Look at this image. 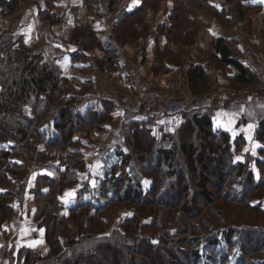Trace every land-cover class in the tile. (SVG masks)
Returning <instances> with one entry per match:
<instances>
[{
    "label": "trees",
    "instance_id": "obj_1",
    "mask_svg": "<svg viewBox=\"0 0 264 264\" xmlns=\"http://www.w3.org/2000/svg\"><path fill=\"white\" fill-rule=\"evenodd\" d=\"M25 1L0 0V8L10 14ZM96 1L98 2V0H85L90 8L95 6ZM148 1L151 0H141L140 5L133 12L128 13L126 16L128 22L136 18L140 19L145 14ZM209 1L174 0L173 9L167 15L172 27L164 28L159 24L161 26L157 27L158 37H168L176 30L186 36L192 32L195 36L198 33L197 27L195 28V17L205 5L209 4ZM226 1L232 2V0ZM243 1L236 0L237 12L242 19L248 17L250 13H247L248 9L264 7V0H259L257 4L249 3L246 8L243 7ZM119 2L120 0H110L109 10L117 9ZM188 24L193 25L192 31H187ZM137 28L141 30L139 24ZM15 36L12 30L0 24V139L12 137L17 142L16 150L33 151L36 145L32 137H39L44 126L53 124L60 134L54 137L48 146L60 147L71 143L76 134L91 128L95 121L101 119L103 123L108 122L106 115L97 117V113L84 117L79 111V106L85 99L72 95L63 98L67 83L61 78L57 68L45 62L41 55H32L31 48L26 45L22 37L15 39ZM145 48V45L142 46V51ZM214 49L223 70L225 67L235 70V76L232 78L222 74L229 82L231 80L237 85H248L256 81L244 62L231 55L223 37L216 38ZM207 76L203 65L191 66L186 72L191 91L193 92L195 86L206 81ZM219 84L223 85V83ZM211 113L210 108L202 116L187 112L183 119V127L179 126L175 133H166L164 127L163 131L156 134L157 136L153 135L155 133L148 126L135 130L131 126L127 136L130 152L112 170L113 178L103 182L104 192L111 195L103 206L99 205L95 208L91 204L78 205L71 210L68 217L58 218L54 213L57 202L53 196L38 193L37 215L41 219V224L47 229L50 252L44 256H36L30 252L27 254L26 262L29 264H264V204L255 206L250 202L259 195L258 184L264 187V183L256 180L254 183L256 186L242 200L231 197L228 186L232 179H247L253 184L254 171L247 172L246 164L230 160L227 145L230 146V141L235 142V140L227 131L221 132L220 135L221 142L226 148L221 150L215 145L212 138L214 132ZM164 116L165 122L171 121L167 113ZM186 131L185 136L181 138L185 141L181 146L177 142L172 149L163 147L164 140L176 139L179 133L183 135ZM196 131L207 138L205 147L203 145L202 148H197L191 142ZM257 140L264 141V118L259 121ZM241 141L247 143L244 139ZM153 150H156L158 156L155 170L153 169L155 163L148 159L150 155L153 156ZM9 156V152L0 154V172ZM180 159L184 161L189 174L197 177L198 182L194 184L195 187L183 186L180 182L177 188L179 197L176 199L175 207L174 203L162 202L163 199L155 201L153 197L152 199L146 197L144 207H153L154 210L145 214L146 209L136 206L134 208L136 215L132 221L124 220L120 222L121 224L116 221L117 225L109 228L107 215L113 214L118 209L129 208V205H138L142 199L140 182H136L141 179L137 175L140 168L157 181L164 176L162 170L158 171L163 164L169 167L167 175L173 177L177 175L178 171L175 167L182 164ZM262 163L264 171V162ZM121 170L122 176H116ZM191 190L196 194L194 202L201 206L200 209L193 206V210L190 211L187 206ZM3 197L4 195L0 196V226L12 211ZM219 202L225 203L221 207ZM214 205L221 207L220 217L216 216V211L208 210ZM94 208L95 212L92 213ZM167 209H174L173 218L166 213ZM141 217L151 219V224L147 227L141 225ZM196 221L200 223L192 224ZM174 226L183 230L182 240L172 236ZM148 231H151L150 237L145 235ZM176 233L177 236L180 235ZM184 247L185 249H181ZM215 255L224 256L215 258ZM183 256L185 260L181 259ZM206 259H210L211 262L207 260L205 263ZM219 259L221 260L218 261Z\"/></svg>",
    "mask_w": 264,
    "mask_h": 264
},
{
    "label": "crops",
    "instance_id": "obj_2",
    "mask_svg": "<svg viewBox=\"0 0 264 264\" xmlns=\"http://www.w3.org/2000/svg\"><path fill=\"white\" fill-rule=\"evenodd\" d=\"M213 1H209V8L216 6ZM109 2L98 0L90 8L85 0H26L10 14L0 8V24L22 37L32 55H41L57 68L67 83L63 96L85 99L79 106L84 117L96 113L97 117H108V122L95 121L65 146H48L60 134L53 124L42 128L44 133L36 137L33 151L16 150L12 137L0 139V154L10 153L5 167H1L0 196L4 195L12 210L0 226V264H29L28 253L44 256L50 252L47 229L37 215L38 193L53 196L56 216L68 217L76 206L87 205L86 196L110 195L102 185L113 178L112 170L130 152L127 136L131 126L133 130L148 126L158 134V126L166 121L165 112L149 113L140 105L122 102V95L130 89L131 68L140 67L145 76L168 85L178 100L188 93L186 72L191 66L200 64L207 74L211 72L212 55L218 56L214 43L219 36L231 55L243 61L251 73L260 68L257 55L264 51V7L254 8L245 19L237 17L235 27L221 10L227 2L212 11L204 7L199 12L196 40L181 53L178 48L175 56L179 62L171 63L166 53L167 38L161 36L157 43V29L147 40L144 36L131 38L129 31L122 29L129 24L126 16L141 0H120L114 11L109 10ZM225 70L230 72L225 77L235 76L233 68ZM220 78L229 82L222 75ZM116 176H122V170ZM93 199L89 204L97 208L98 200Z\"/></svg>",
    "mask_w": 264,
    "mask_h": 264
},
{
    "label": "rangeland",
    "instance_id": "obj_3",
    "mask_svg": "<svg viewBox=\"0 0 264 264\" xmlns=\"http://www.w3.org/2000/svg\"><path fill=\"white\" fill-rule=\"evenodd\" d=\"M224 2H227V1L214 0L213 3H215L216 6L209 8V4H208V5H205L204 7H206L207 11H212L213 10L212 8H215V7L221 8ZM258 2L259 0H244L243 7L246 8V6L249 3L257 4ZM173 4H174V0L148 1L146 4L147 9H146L145 14L140 19L136 18L135 20L130 21L129 24L127 26L125 25L122 29L128 30L131 38H135V39H137L138 37L142 38L145 35L144 38L145 40H147V38L152 32L155 33V29H157L159 24H162L164 28L172 27L171 22L169 21V19H167V15L173 9V6H174ZM226 6L225 8H221V10H223L222 12L224 15L228 14L230 16L231 25L235 27L238 24L237 17H240L237 12V8H238L237 2L236 0H232V2H227ZM254 11L255 9L253 11L248 9L247 13L254 12ZM196 17H195L196 19L195 28L197 27V24H198L199 15H196ZM138 24L140 25L141 30H138L137 28ZM160 26L161 25H159V27ZM188 28L189 29L187 31H192L193 25L188 24ZM156 31H157V34L155 35V38L157 39L156 40L157 43H160L161 39L160 37H158L159 32L158 30ZM196 35L194 36L192 35V32H190V35L186 36L181 31H177V30L174 31L172 35H168V37H166L167 38L166 53L169 55L168 60L171 61V63H174V62L178 63L179 58H176L175 55H177V53L179 52L181 53L184 48H189L190 46H192L194 41L196 40ZM15 37H16L15 39H17L18 36H15ZM188 38H191V39H188ZM146 43L147 42H145V46H146ZM234 44L235 42L232 41L231 45L234 46ZM178 48H179V52H178ZM164 55L165 54H163V56ZM143 56L145 57V53H143ZM137 68L140 69V67H137ZM251 71L253 73V74L251 73V75L256 78V81L254 83H250L248 85H244V84L237 85L235 81H231V80L230 82L224 83L223 81H221L219 76L222 74L224 76L225 75L229 76L230 72H228V70H225V69L223 70V67L220 66L219 64L218 56L212 55V67H211V72L208 73L207 80L195 86L194 87L195 90L193 89L194 90L193 92L191 91L192 89H190V87L188 86L189 87L188 93L185 95V98L182 99L183 101L188 102V104L191 106V111H188V112L192 113L194 112L193 109L197 110V108L194 106V102H191V99L195 96H199L200 94L208 91L212 87V85L223 83L222 86L229 87V89L232 90L233 92H236L238 90L236 94L234 95L230 94L223 102L214 101L211 103L210 102L205 103L203 109H205V112L207 111L208 108L212 110L211 114H212V119H213V132H214V135L212 138H213L215 145L221 150L222 148H226V146L221 142L222 139L220 135H222L221 132L227 131V133L231 136V138L235 140V142H232V140L230 141L231 142L230 146L227 145V148L229 150L230 157H231L230 160L232 159L233 162L238 161L242 164H246L247 172L249 170L254 171L253 176L255 179H253L252 181L253 184L247 179L244 180L242 178L241 179L238 178L237 180L232 179L231 184L228 186V189H229L228 193L231 194V197H233L234 199H241V200L244 198L245 195L248 194V192L253 187L256 186L254 184L256 183V180H259V183H264V171L262 168V164H263L262 161L264 162V141L259 142L257 140V131L259 129V121L264 118V89L259 88L260 86L264 84L263 82L264 69L260 67L258 69H254ZM185 72H186V69H185ZM216 75H217V78H215ZM143 76L145 78H152V77L145 76L144 73H143ZM152 79H154L158 83L159 87L163 89L162 90L163 93H168V94L170 93L175 99H178L177 96H175L173 89H172L173 91L172 92L169 89L170 87L168 85H166L165 83L164 84L161 83V81H159L157 78L156 79L152 78ZM245 88L249 89L248 93L243 91V89ZM69 96L70 95H65L62 97L68 98ZM197 114L199 115V112H197ZM182 123L183 121L181 123H173L175 125L173 127L172 133H175V131L177 130V128H179V126L182 125L183 127ZM164 124H165V120L163 121V123H161L158 126L157 128L158 134L160 133V131L164 130ZM191 127L193 128V126ZM41 132L44 133L42 129H41ZM186 133L187 131L183 133V135L179 133L176 138L177 140L175 138L164 140L163 147L165 149H172L177 142H178V145L181 146L185 142L184 139H183L184 141L183 142L181 138L184 137ZM153 135L157 136L156 133ZM32 139L36 143L35 136H33ZM242 139L246 140L247 143H243L241 141ZM191 140H192L191 142L197 148H202L203 145L205 147V145L207 144V138H204L203 135L197 131L194 133ZM219 152L221 151H218V153ZM149 157H150L148 158L149 161L151 162L153 161V163H155V168L153 166V169L154 170L157 169V165H158L157 157L158 156L156 154V150H153V156L150 155ZM180 161L182 164L175 167V169L177 168L176 171H178V173L174 177L173 175L172 176H170L169 174L167 175L169 171V167H167L165 164L161 165L160 166L161 169L158 168V171L162 170L164 176L158 179L157 181L150 175L148 176L147 173H144L143 170L140 168V170H138L139 174L137 175L141 177V179H139L138 181L136 180L135 181L140 182V185H141L140 188L142 189V193H143L142 199L139 201L138 205L137 204L129 205V208H123L121 210L118 209L114 212V214L107 215L106 219L108 221L109 226L110 227L114 226L116 224V221L118 223L120 222L122 223V221L124 220L132 221L133 220L132 218L136 215L135 210H134L136 206L142 209H146L145 214H148L150 211L154 210L153 207H146V208L144 207V199L146 197H150L151 199L153 197L155 198L154 199L155 201L163 199L162 202L174 203V207H175V205L177 204L176 199L179 197L177 188L179 187L180 182L183 186L188 185L189 187L190 185H193L192 187H195L194 184L198 182V179L195 175L192 176L191 174H189L188 172L189 170L184 165L185 164L184 161L182 159H180ZM231 165H234V164L231 163ZM258 185L260 187L259 195L254 197L253 200L250 201L251 204L255 206H258L261 203L264 204V187L263 185L261 186V184H258ZM189 195H190V198L188 200L189 204H187V206H189V210L192 211L194 207H197L198 209H200L201 206L197 205L196 201L194 202V197L196 194H194L193 190H191ZM223 195L225 196V194ZM86 197H87L85 198L86 204H89L90 203L89 201L91 200L92 202H94V199L91 198L90 195ZM110 197L111 195H107L105 197L99 196L95 198L98 200L99 205H105L109 201ZM191 202H193V204H191ZM224 203L225 202H221L220 206L222 207ZM221 207L218 208L217 206L214 205V206H210L208 210L212 209L214 212L216 211V216L220 217L219 211L222 210ZM173 210L167 209L168 212L166 213H168L172 217ZM140 221H141V225L143 226L145 225L146 227L147 225L151 224V219L149 218L141 217ZM199 223H200L199 221L192 222V224H196V225ZM257 226H259V224H257ZM174 227L175 228L172 231L175 235L173 234L172 236L177 237L180 240H182L184 237L182 235L183 230L177 228L176 226ZM150 232L151 231H148L145 234L146 237L151 236ZM176 232L180 233V235L177 236ZM181 249H185V247ZM220 256H224V255H215V258L220 257ZM181 259L185 260V257L183 256ZM207 260L211 262L210 259H206L205 263L207 262ZM220 260L221 259H219L218 261Z\"/></svg>",
    "mask_w": 264,
    "mask_h": 264
},
{
    "label": "built area",
    "instance_id": "obj_4",
    "mask_svg": "<svg viewBox=\"0 0 264 264\" xmlns=\"http://www.w3.org/2000/svg\"><path fill=\"white\" fill-rule=\"evenodd\" d=\"M257 57L261 62L260 67L264 69V51H260ZM129 75L130 89L122 95L123 104L140 105L149 113L165 111L171 117V121L164 124L166 133L172 131L173 121L180 123L183 121L186 113L189 110L191 111V106L188 102L175 99L170 93H163L156 81L151 78H145L139 68H131ZM259 88L264 89V84ZM243 91L248 93L249 89L245 88ZM237 92L238 90L233 92L229 87L214 84L208 91L191 99V102H194V106L197 108V110L193 109V111L196 113L199 112V115H201L205 103L214 101L223 102L230 94L234 95Z\"/></svg>",
    "mask_w": 264,
    "mask_h": 264
}]
</instances>
